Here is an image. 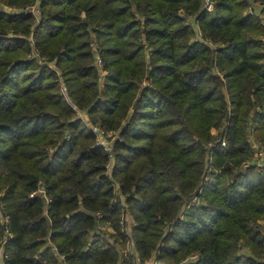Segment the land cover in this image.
I'll return each mask as SVG.
<instances>
[{
  "label": "trees",
  "instance_id": "16d2710c",
  "mask_svg": "<svg viewBox=\"0 0 264 264\" xmlns=\"http://www.w3.org/2000/svg\"><path fill=\"white\" fill-rule=\"evenodd\" d=\"M210 1L0 0L4 264H264V0Z\"/></svg>",
  "mask_w": 264,
  "mask_h": 264
},
{
  "label": "built area",
  "instance_id": "2783aa9c",
  "mask_svg": "<svg viewBox=\"0 0 264 264\" xmlns=\"http://www.w3.org/2000/svg\"><path fill=\"white\" fill-rule=\"evenodd\" d=\"M206 9L208 11H212V9H213V2H211L210 0H207V7H206ZM99 64L100 65L102 64L101 61H99ZM62 93L66 96V98L68 99L69 103L73 107H75L77 109V112L82 117V111H80L78 109V106L75 104V102L71 98V95H70V92H69L68 87H66V86L63 85L62 86ZM92 130L96 133V135L98 137V144L104 146L106 149H109L111 147V141L108 140L105 131L102 130L101 128H99L98 126H92ZM222 145L225 146L226 145V141H223L222 142ZM255 163L258 164V165L264 166V148H262V146L259 149V157H258V160ZM248 164H250V163H248ZM3 257L4 256H2V255L0 256V264H4Z\"/></svg>",
  "mask_w": 264,
  "mask_h": 264
},
{
  "label": "rangeland",
  "instance_id": "374dc122",
  "mask_svg": "<svg viewBox=\"0 0 264 264\" xmlns=\"http://www.w3.org/2000/svg\"><path fill=\"white\" fill-rule=\"evenodd\" d=\"M7 10V9H6ZM8 11H10L9 9H8ZM35 11V10H34ZM72 98V97H71ZM82 117L84 118V120L85 121H87L88 123H89V119H88V116L85 114V113H83L82 112ZM113 135H115L116 133H114V132H111ZM112 134H110V136H112ZM107 138H108V136H107ZM115 138H108V140H110V141H113ZM251 139H252V142H253V144H254V147L256 148V155H258V157H259V152H258V148L260 149V147H261V144L264 142H262V141H260V140H257V137L255 138V137H253L252 138V136H251ZM210 145H214V143H211ZM258 152V153H257ZM258 160V159H257ZM129 212V211H128ZM132 223V220H131V217H130V215L127 213V212H124L123 214H122V216H121V224H122V228L124 229H126V228H128V226L130 225ZM129 245V246H128ZM127 246H128V250H130L132 247H133V243H129ZM0 254L3 256V249H1L0 250ZM0 255V256H1ZM157 264V263H156Z\"/></svg>",
  "mask_w": 264,
  "mask_h": 264
}]
</instances>
